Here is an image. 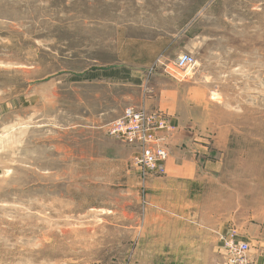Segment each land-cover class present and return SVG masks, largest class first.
I'll return each instance as SVG.
<instances>
[{
    "label": "rangeland",
    "instance_id": "1",
    "mask_svg": "<svg viewBox=\"0 0 264 264\" xmlns=\"http://www.w3.org/2000/svg\"><path fill=\"white\" fill-rule=\"evenodd\" d=\"M148 72L192 81L211 226L230 207L231 231L194 253L145 226L150 175L106 132L142 109L116 79ZM263 232L264 0H0V264H225L227 237L254 264L241 233Z\"/></svg>",
    "mask_w": 264,
    "mask_h": 264
},
{
    "label": "crops",
    "instance_id": "2",
    "mask_svg": "<svg viewBox=\"0 0 264 264\" xmlns=\"http://www.w3.org/2000/svg\"><path fill=\"white\" fill-rule=\"evenodd\" d=\"M116 81L133 87L135 94L138 90L137 97L131 98L135 108L160 112L174 127L168 138L165 173L150 175L145 180V226L150 224L151 229L159 231L160 239L177 240L175 246L182 245L193 253L202 245L209 242L211 245V239L227 235L231 231V219L226 216L230 207L225 203L223 210L219 206L220 209L213 212L214 225L211 226V178L215 174L211 168V139L191 131L199 121L192 111L191 92L195 89L192 81H178L153 72L144 76L127 74ZM241 238L258 244L260 252L251 249L249 255L254 264H264V232L241 233Z\"/></svg>",
    "mask_w": 264,
    "mask_h": 264
},
{
    "label": "built area",
    "instance_id": "3",
    "mask_svg": "<svg viewBox=\"0 0 264 264\" xmlns=\"http://www.w3.org/2000/svg\"><path fill=\"white\" fill-rule=\"evenodd\" d=\"M196 61L187 53L180 54L173 62L174 68L187 72ZM173 128L160 113L126 107L122 114L106 125L109 136L115 137L136 148L134 164L146 175L159 176L165 172L168 153L166 142ZM226 250L225 264H251L247 256L249 245L234 237L223 240Z\"/></svg>",
    "mask_w": 264,
    "mask_h": 264
}]
</instances>
